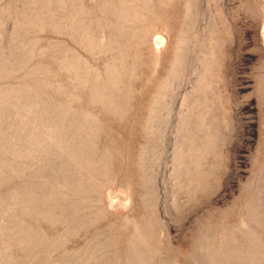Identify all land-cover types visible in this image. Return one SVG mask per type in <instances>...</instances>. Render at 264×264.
Masks as SVG:
<instances>
[{"label": "rangeland", "instance_id": "374dc122", "mask_svg": "<svg viewBox=\"0 0 264 264\" xmlns=\"http://www.w3.org/2000/svg\"><path fill=\"white\" fill-rule=\"evenodd\" d=\"M0 264H264V0H0Z\"/></svg>", "mask_w": 264, "mask_h": 264}, {"label": "bare ground", "instance_id": "6f19581e", "mask_svg": "<svg viewBox=\"0 0 264 264\" xmlns=\"http://www.w3.org/2000/svg\"><path fill=\"white\" fill-rule=\"evenodd\" d=\"M157 42H158V40H157Z\"/></svg>", "mask_w": 264, "mask_h": 264}]
</instances>
